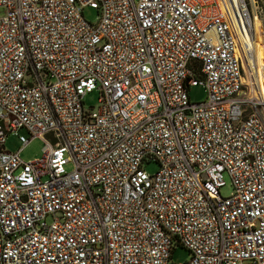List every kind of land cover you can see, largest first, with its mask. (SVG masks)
Listing matches in <instances>:
<instances>
[{"label":"built area","instance_id":"built-area-1","mask_svg":"<svg viewBox=\"0 0 264 264\" xmlns=\"http://www.w3.org/2000/svg\"><path fill=\"white\" fill-rule=\"evenodd\" d=\"M259 13L258 0H0V264H173L178 245L183 264H264ZM196 85L206 97L191 102ZM9 134L42 139L41 156L6 150Z\"/></svg>","mask_w":264,"mask_h":264},{"label":"rangeland","instance_id":"rangeland-1","mask_svg":"<svg viewBox=\"0 0 264 264\" xmlns=\"http://www.w3.org/2000/svg\"><path fill=\"white\" fill-rule=\"evenodd\" d=\"M258 4H259L260 13H259V19L258 17L256 19V27L258 31L259 28H261V35L264 40V2L262 0H258ZM82 14L87 21L93 24L97 22V11L95 9L86 6L82 9ZM261 35L259 32L257 33L258 42L255 47V60L257 62V66H255L256 69H254L255 71L254 73L258 83H260L261 86H263L264 75L261 69L264 70V66H263L264 61H263V48L260 45ZM187 94L191 102L203 101L206 97L204 88L201 85L189 87L187 90ZM98 97H99V93L97 91H92L90 93H87L83 97V107L86 110L97 109ZM18 133L21 135H27L26 131L24 130H20ZM4 146L6 150L11 152H15L19 150L20 157L24 160H27L41 156L44 143L40 138H33L26 145L23 146L19 142L18 137L16 135L9 134L5 139ZM143 166L148 173H154L159 167L158 163L155 161L145 162ZM65 168L66 170H70L72 166L71 164H67ZM224 179H225V185L220 188L219 192L222 196H228L232 192V186L227 176H224ZM48 221H50L49 218ZM188 257H189L188 251L184 247L178 245L174 247V249L172 250L170 260L173 264H183L188 260Z\"/></svg>","mask_w":264,"mask_h":264},{"label":"bare ground","instance_id":"bare-ground-1","mask_svg":"<svg viewBox=\"0 0 264 264\" xmlns=\"http://www.w3.org/2000/svg\"><path fill=\"white\" fill-rule=\"evenodd\" d=\"M253 65H254V69H256V67L255 66H257V62H256V60L254 59V61H253ZM255 72V71H254ZM255 74V73H254ZM256 77V76H255ZM260 84V83H259ZM261 85V84H260ZM264 86V85H263ZM263 86H261L262 87V90L264 91V87Z\"/></svg>","mask_w":264,"mask_h":264},{"label":"trees","instance_id":"trees-1","mask_svg":"<svg viewBox=\"0 0 264 264\" xmlns=\"http://www.w3.org/2000/svg\"><path fill=\"white\" fill-rule=\"evenodd\" d=\"M264 2V0H262Z\"/></svg>","mask_w":264,"mask_h":264}]
</instances>
